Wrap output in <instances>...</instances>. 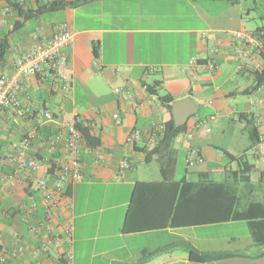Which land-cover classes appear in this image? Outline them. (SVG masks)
<instances>
[{
  "label": "crops",
  "instance_id": "crops-1",
  "mask_svg": "<svg viewBox=\"0 0 264 264\" xmlns=\"http://www.w3.org/2000/svg\"><path fill=\"white\" fill-rule=\"evenodd\" d=\"M51 1L27 0L24 6L37 11ZM63 1L70 6L24 22L12 16L0 0V32H9L20 22L10 35L11 55L0 76L13 75L18 58L37 40L55 35L59 24L67 23L74 33L72 43L63 50L72 100L60 85H53L48 73L20 78L22 107L0 113V157L33 129L40 136L33 151L49 157L40 142L55 136L60 125L76 117L94 124L91 135L100 140V146L81 152L84 179L69 188L74 264H140L144 255L155 252L159 253L142 264H196L187 251L177 247L183 241L201 253L233 255L208 264H264V243L256 245L247 221L171 228L165 190L142 188L134 200L138 182L162 181L157 157L146 163L145 152L155 145L150 142L155 127L161 131L173 118L170 107L185 99L196 104L194 116L200 111L204 116L190 118L183 138L178 137L175 144L181 145L185 162L191 144L200 150L205 163L187 168L183 179L228 181L239 170V163L227 154L243 156L250 165L251 180L260 179L264 170V84L257 86L252 71H237L241 47L233 34L242 30L264 34V0ZM192 58L202 65L213 62L218 69L196 71L189 67ZM155 84L160 85L158 93L148 92L147 87ZM117 89L130 91L133 100H124ZM165 96L172 101L164 100ZM44 112H50L54 121L46 122ZM115 114L121 118L120 125L114 122ZM246 117L259 133V143L252 149ZM216 122L227 125L212 128ZM136 130L141 140L129 145L127 139ZM54 157L61 161L63 152ZM125 158L130 168L120 172L119 163ZM152 162L159 167L150 173ZM4 177L0 172V238L8 248L31 250L35 240L21 212L38 199L37 194L26 189L19 173L12 183ZM38 178L50 181L48 165L33 181ZM181 180L174 176V181ZM258 198L264 201V188ZM39 261L59 264L55 254Z\"/></svg>",
  "mask_w": 264,
  "mask_h": 264
},
{
  "label": "built area",
  "instance_id": "built-area-1",
  "mask_svg": "<svg viewBox=\"0 0 264 264\" xmlns=\"http://www.w3.org/2000/svg\"><path fill=\"white\" fill-rule=\"evenodd\" d=\"M26 1L18 0V3L23 5ZM233 36L241 47L236 57L237 71L263 72L264 34L259 31L242 30L234 32ZM73 37L74 33L67 23L59 24L55 35L49 39L37 40L18 58L13 75L0 76V113L22 107L20 99L23 92L20 84L22 77L44 76L48 73L53 85H60L61 91L72 100L71 84L65 72L67 57L63 50L72 43ZM189 67L199 72L218 69L215 63L202 65L197 58L191 59ZM115 92L124 100H133V95L128 90L117 89ZM259 104H263V100H260ZM44 118L48 123L54 121L50 112H44ZM113 119L116 125L121 124L119 114H115ZM77 123H82L89 129L94 126L91 121L76 117L70 123L60 125L55 136L41 140L40 145L50 158L42 157V154L33 151L36 140L40 139L36 129L28 132L21 141L13 144L10 150L2 155V165L7 164L14 168L13 173L5 175L3 180L12 183L19 173L26 189L34 191L38 199L24 207L21 212L27 231L35 240L33 248L26 251L24 248H8L0 238V264H43L39 259L51 258L52 254H55L59 264H74V224L68 217L72 211L73 200L69 188L84 179L80 162L81 152L93 150L85 147L82 133L76 127ZM162 131L163 129L160 131L155 127L150 139L152 144L156 143ZM141 137V132L136 130L128 137L127 143L133 145L140 141ZM187 137L191 140L192 135L188 134ZM61 152L64 158L57 161L54 156ZM50 159L53 162H50ZM204 163L205 159L200 150L191 144L188 145L187 168ZM46 165L49 166L50 172L54 165L55 181L42 178L33 181ZM129 168L128 159L125 158L119 163L120 172Z\"/></svg>",
  "mask_w": 264,
  "mask_h": 264
},
{
  "label": "trees",
  "instance_id": "trees-1",
  "mask_svg": "<svg viewBox=\"0 0 264 264\" xmlns=\"http://www.w3.org/2000/svg\"><path fill=\"white\" fill-rule=\"evenodd\" d=\"M5 4L12 16L21 18L24 22L36 17V15L56 13L70 6L68 2L63 0H53L37 11H33L26 10L25 4H19L18 0H6ZM19 27L20 22L17 20L11 31L2 30L0 32V69L5 67L11 55L10 35ZM94 55H98V47L94 48ZM255 80L258 87L263 85L264 71L256 73ZM159 87V84L148 86L147 91L157 94ZM163 99L168 100V102L172 101L168 96ZM245 120L251 141L250 149H252L259 143V133L252 119L246 117ZM76 127L82 133L85 147L97 149L100 146V140L91 135V129L85 128L82 123H77ZM186 129L187 125L177 127L173 118L165 124L154 147L145 152L146 163H150L157 157L162 181L158 183L138 182L134 189V200L142 188H158L156 192L165 190L169 209V227L187 228L232 221H247L253 241L256 245H262L264 243V201L258 198V194L259 190L264 188V170L261 172L260 179L253 182L250 176V165L244 160V157L235 158L227 154L230 159L237 160L239 163V170L232 173L228 181L214 182L205 177L195 182H188L185 179L174 181L178 162L174 144L176 139L186 132ZM1 158L2 155L0 162L2 161ZM49 161L53 162L52 159ZM13 171L14 168L7 164L0 165L2 175H9ZM50 173V181L54 182V165ZM125 230H129V228L126 227ZM177 247L187 251L190 255V261L196 264H208L233 257L229 253H201L184 241L180 242ZM157 253L159 252L144 255L140 264Z\"/></svg>",
  "mask_w": 264,
  "mask_h": 264
},
{
  "label": "rangeland",
  "instance_id": "rangeland-1",
  "mask_svg": "<svg viewBox=\"0 0 264 264\" xmlns=\"http://www.w3.org/2000/svg\"><path fill=\"white\" fill-rule=\"evenodd\" d=\"M248 29H252V28H248ZM198 116H204V112L200 111ZM198 116H193L191 117L190 121H192L193 119L197 118ZM215 124H216V127H221V126H226V122L224 123H221V122H216V123H212L211 124V127H215ZM183 134L179 136L178 139H182L183 138ZM175 147L177 148V150L179 151L178 155H177V159H178V163H177V169H176V175H175V179L176 180H181L183 179L185 176H186V170H187V165H186V162H185V153L182 152V149H181V145L178 143L175 144ZM159 167V164L157 162H152L151 164V169H149V172L152 173V172H155L156 168ZM253 180L254 181H257V175L256 174H253Z\"/></svg>",
  "mask_w": 264,
  "mask_h": 264
},
{
  "label": "water",
  "instance_id": "water-1",
  "mask_svg": "<svg viewBox=\"0 0 264 264\" xmlns=\"http://www.w3.org/2000/svg\"><path fill=\"white\" fill-rule=\"evenodd\" d=\"M196 113L197 106L190 99L175 102L172 107V116L177 127L185 126Z\"/></svg>",
  "mask_w": 264,
  "mask_h": 264
}]
</instances>
